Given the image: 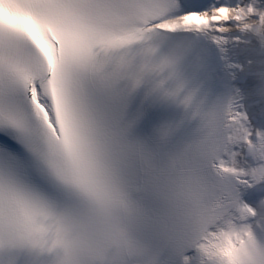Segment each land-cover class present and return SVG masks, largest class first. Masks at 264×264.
<instances>
[{
  "label": "snow or ice",
  "instance_id": "snow-or-ice-1",
  "mask_svg": "<svg viewBox=\"0 0 264 264\" xmlns=\"http://www.w3.org/2000/svg\"><path fill=\"white\" fill-rule=\"evenodd\" d=\"M173 40L200 48L207 73L191 74ZM257 72L264 0H0V264H264ZM221 78L222 144L196 128L170 146L179 122L153 146L129 137L157 119L129 115L137 95L202 124Z\"/></svg>",
  "mask_w": 264,
  "mask_h": 264
},
{
  "label": "clouds",
  "instance_id": "clouds-1",
  "mask_svg": "<svg viewBox=\"0 0 264 264\" xmlns=\"http://www.w3.org/2000/svg\"><path fill=\"white\" fill-rule=\"evenodd\" d=\"M168 46L172 48L182 47L186 50L185 65L191 74L195 75L207 73L208 64L204 55L202 54V50L191 41L173 40L168 42ZM256 75L261 81L259 94L264 97V72H257ZM217 85L219 90L209 98L207 104L204 106L202 111V124L200 122H196V128H202L207 136L214 138L216 142L222 144L227 135L226 118L229 112V103L231 101V89L222 78L217 80ZM154 137L156 141L159 140V128L155 130ZM190 139L191 137L186 138L180 147H183L184 144L188 143ZM200 155L203 157L204 153L201 152ZM251 159L253 161V165L249 168V174L252 175L256 172H264V151H260L258 149ZM257 161L260 163H257ZM210 163V160L205 163H201L200 167L207 168L208 164ZM222 175H224L222 172L217 174V176ZM253 178H255V176H253ZM229 179L230 177L228 176H224L223 180L216 177H210L209 187L212 188L228 183ZM216 199L217 197L209 193L207 204L205 206L210 209L215 203ZM261 202L264 203V197L261 198ZM191 212L192 209L186 207L183 209L182 214L185 219H188L191 216ZM113 230L117 236H124L126 234L125 230L118 224L113 225Z\"/></svg>",
  "mask_w": 264,
  "mask_h": 264
},
{
  "label": "bare ground",
  "instance_id": "bare-ground-1",
  "mask_svg": "<svg viewBox=\"0 0 264 264\" xmlns=\"http://www.w3.org/2000/svg\"><path fill=\"white\" fill-rule=\"evenodd\" d=\"M247 104L254 117H258L261 112H264V98L260 97L258 94H250ZM260 196H264V191L252 193L251 199L254 201Z\"/></svg>",
  "mask_w": 264,
  "mask_h": 264
}]
</instances>
